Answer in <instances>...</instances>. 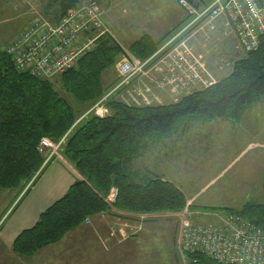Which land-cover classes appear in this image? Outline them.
I'll return each mask as SVG.
<instances>
[{
	"label": "trees",
	"instance_id": "1",
	"mask_svg": "<svg viewBox=\"0 0 264 264\" xmlns=\"http://www.w3.org/2000/svg\"><path fill=\"white\" fill-rule=\"evenodd\" d=\"M79 1L49 0L48 7L58 6L64 15ZM190 1L199 5L211 0ZM182 22L161 40L143 34L127 51L143 61L148 59ZM127 51L111 34L99 35L94 48L83 54L77 66L60 75L63 89L80 102L98 101L107 90L103 72ZM263 99L264 35L256 49L234 61L229 74L177 101L134 105L108 98L107 114H89L78 122L81 112L56 89L54 80L19 70L6 48L0 47V189L17 188L40 172L45 164L42 139L58 142L66 133L70 135L64 156L81 175L31 227L17 235L13 250L33 255L92 215L114 213L112 207L134 214L183 210L187 199L182 189L151 172L139 173L133 168L134 160L147 144L188 130L191 122L221 119L236 123ZM113 188L117 196L109 204L106 199ZM204 209L237 213L264 225V202ZM186 255L193 264H224L201 252Z\"/></svg>",
	"mask_w": 264,
	"mask_h": 264
},
{
	"label": "rangeland",
	"instance_id": "2",
	"mask_svg": "<svg viewBox=\"0 0 264 264\" xmlns=\"http://www.w3.org/2000/svg\"><path fill=\"white\" fill-rule=\"evenodd\" d=\"M174 1L179 5L178 0ZM48 2L49 0H0V47L5 49L7 45L14 42L20 34L34 21L38 20V18L52 26H57L66 13L64 15L61 14L58 6L48 7ZM82 2L83 0H80L76 6L70 7L69 9L77 7ZM98 4L100 6L99 2ZM174 10L173 15L177 16L179 9L177 10L174 8ZM100 11V18L103 23L101 6ZM183 12L186 18V13L184 10ZM104 30L108 31L105 26ZM94 35L96 34H93V36ZM170 35L171 33L169 36ZM166 39L161 45L165 43ZM191 39L192 37H190L189 43L194 46ZM202 39L206 41L205 38L202 37ZM237 46L238 48L235 50L236 54L234 55V59L239 57L240 55H238V53L240 54L243 51L239 44ZM194 49L195 53H197L196 55L198 57L200 56L202 60L205 61L207 67L206 70H208L209 76L214 82L226 75L227 72L224 71H232L234 66V62L232 63L233 58L232 56H230V59L227 58V53L220 44H212L211 42L204 47L199 46L197 48L194 46ZM243 52L244 54L247 53L245 51ZM129 56L139 59L130 51H127L126 54L120 57L116 64H114L117 71L119 62L125 58H129ZM209 57L210 60L214 62L213 65H211L213 73L210 71L208 65ZM227 59H229L230 62ZM114 66L106 71L105 77L107 75L115 76L112 69ZM61 74L62 73L56 72L48 78L54 80L56 89L74 107L76 112H81L77 122L88 117L89 114L102 112L106 107V101L108 98L117 99V96H123L124 93L127 94V90L133 94V90L135 89L130 88V86H125L124 83L119 85L123 78L119 73L121 77H119L117 84L112 88H110L105 81L104 84L107 90L102 98H104L110 91L114 90L118 85L119 87L110 93L102 102H100L102 98L94 103L80 102L72 94L63 89L61 82L59 81ZM162 83V76L159 74L156 81L151 80V83H149L147 87L139 86L135 90V93H143V96H150V94H152L151 92H153V89L151 88L152 86L156 87L158 85L157 87H171L169 84ZM143 88L147 89L144 90ZM150 88L151 90H149ZM171 92L176 95V92L172 90ZM180 95L183 96L182 93H179V96ZM254 110H257L258 116H261L259 114H262L261 118H263L264 113H262V108L255 107ZM216 120L220 121H211L208 123L191 122L189 123L190 127L188 130L177 134L179 136L177 139H172L171 137L150 142L147 144L142 155L136 158L133 162V168L139 173L151 172L158 176L160 175L159 173H162L165 176H173L182 181L185 185V193H187V206L183 210L189 212V218H193L195 211H200L203 215L193 220L207 221L212 224L218 222L219 219L216 217L214 211L204 209L206 206L240 207L248 201L264 202V143H262L263 145L258 150L257 147L254 149L251 147L246 148L245 152L242 153V158H238L239 153L236 148L227 152V149L230 150L232 148H223L228 138H230V136L228 138L226 137V142H222V136L226 133L223 134V132H221V127L227 120ZM227 122L230 123L231 121ZM238 122L231 123L237 126ZM69 135L70 134L66 133L58 142L48 138L52 145L44 147L43 152L45 155V161H49L60 153L64 155L63 150ZM197 137H201L202 139L198 141ZM173 141H180L175 147H178L179 152L183 153L181 158H179L176 151L172 149ZM195 141H198L199 143L193 154L191 148ZM225 162H230V164H224ZM217 174L220 176L215 180L211 179L212 177L215 178ZM34 176L29 181H33ZM3 199H0L2 200L1 202L4 201ZM111 209L117 211L113 207ZM183 210L138 214V217L136 218L138 223L136 227L134 226L135 228L131 227L130 231L129 229L128 231L125 230V228L117 229L120 236L124 238L128 237V234L131 232L135 233L133 234L135 238L127 243V247L117 250V264H193L189 257L180 250L177 243V228L181 220L180 213ZM99 214L92 215L90 218L92 219V217ZM90 218L85 220L84 223L90 224ZM117 218L118 219L112 218V220L121 221V219H123L122 217ZM142 221H148V223L144 224V229ZM89 226L93 229L92 224ZM113 231H115V229H113L112 232ZM105 235L106 234H101L103 238L107 237L108 239V236ZM64 237L55 243L61 242L64 240ZM130 237H132V235ZM36 253L30 256L22 255L13 250V245L12 247H8L0 241V264H40L38 263L39 261H36L34 258ZM16 256L21 260L13 262L12 258H15ZM49 264H53L52 261H49Z\"/></svg>",
	"mask_w": 264,
	"mask_h": 264
},
{
	"label": "built area",
	"instance_id": "3",
	"mask_svg": "<svg viewBox=\"0 0 264 264\" xmlns=\"http://www.w3.org/2000/svg\"><path fill=\"white\" fill-rule=\"evenodd\" d=\"M178 3L186 13L182 24L148 59L129 56L121 60L118 71L123 78L119 85L154 67L162 76V84H169L177 95L188 94L214 82L205 61L189 43L190 37L199 35L209 40L220 18L232 29L245 52L256 49L264 35V0H211L199 5L178 0ZM100 14L97 0H83L67 11L57 26L38 18L6 46V51L19 70L34 76L48 78L56 72L63 73L77 66L83 54L94 48L97 36L108 32ZM105 113L107 107L96 114ZM51 145L48 138H43L40 149L44 151V147ZM116 196L117 189L113 188L106 201L111 204ZM215 215L219 221L212 224L194 221L183 210L177 235L180 250L185 255L201 252L224 264H264V225L233 212Z\"/></svg>",
	"mask_w": 264,
	"mask_h": 264
},
{
	"label": "crops",
	"instance_id": "4",
	"mask_svg": "<svg viewBox=\"0 0 264 264\" xmlns=\"http://www.w3.org/2000/svg\"><path fill=\"white\" fill-rule=\"evenodd\" d=\"M98 2L101 6L104 26L108 29L109 34H111L126 51L130 44L143 34H148L155 40H161L167 32H170L173 27L175 28L178 26L185 18L183 9L177 5L174 0H98ZM174 8L177 10L179 9L177 16L173 15L175 11ZM191 41L197 48L199 46L204 47L211 42L212 44H220L226 51L227 58L230 59V56H232V63L244 54L242 51L240 54L238 53L240 56L234 59V55L236 54L235 50L238 48L237 38L232 29L225 25L223 18L217 20V28L212 33V37L209 40L204 41L202 37L194 35ZM229 59L227 60L229 61ZM213 63L214 62L210 60L209 57L208 65L212 73L211 65H213ZM112 69L115 76L107 75L105 77V73L108 69L102 74L103 82L105 83L106 81L110 88L115 86L119 77H121L116 66ZM224 72H227V75L231 70ZM158 73L159 72L152 67L145 75L133 76L128 83H124L125 86H130V88L133 89L135 88L134 90L132 89L133 94L127 90V94L124 93L123 96H117L116 98L134 105L164 104L177 101L181 98V95L173 94L170 88L157 87L158 85L156 87H151L153 92H151L152 94H150V96H143L144 94L140 92L141 95L135 93V90L139 86L147 87L148 84L151 83V80L156 81L157 76H159ZM151 88L149 90H151ZM146 89L147 88L144 90ZM255 107L262 108L263 112H261L264 113V99L258 102L254 107L248 109L237 123V126L226 120V122L224 121L225 123L222 124L221 132H223V134L226 133L223 135L224 138L222 136V142H226V137L228 138L230 136L227 142L225 144L223 143L225 146H223V148H232L230 150L226 148V152L236 148L239 153L238 158L243 155L242 153L245 152L246 148L251 147L254 149L257 147L258 150L263 145L262 143H264V115L263 118H261L262 114L258 116L257 110H254ZM177 137L179 136L176 134L172 139H177ZM197 139L200 141L202 138L197 137ZM198 141L192 144L191 151L193 154L197 149ZM179 142L173 141L172 149L176 151L179 158H181L183 153L179 152L178 147H175ZM224 164H230V162H225ZM159 174L163 179L176 183L187 197L185 185L182 181L173 176L168 177L162 173ZM218 176L220 175L217 174L215 178L212 177L211 179L215 180ZM80 178L81 175L75 166L60 153L45 162L40 172L36 173L34 176L33 181L25 182L14 189H0V199L4 197L3 200L5 201L1 202L2 200H0L1 243L8 247H12L17 235L22 230L31 227L38 220L41 212L63 196L68 188ZM202 215V212L195 211L193 219H197ZM117 217H122L123 219H121V221L112 220V218L118 219ZM137 217L138 214L121 211L96 215L92 217V219L90 218V224L84 223L70 230L64 237V240L43 247L36 253L34 258L36 261H39L38 263L40 264H49V261H52L53 264H117V250L127 247V243L135 238L133 235L135 233L133 232L129 233V236L126 238L121 237L117 229L125 228V230L128 231L129 229L130 231L131 227L137 226ZM145 223H148V221L142 223L143 229ZM91 224L93 229L89 226ZM113 229H115V231L112 232ZM178 230L179 226L177 228V235ZM101 234H106L105 236H108V239L107 237L103 238ZM131 235L132 237H130ZM20 260L21 259L17 256L12 258L13 262Z\"/></svg>",
	"mask_w": 264,
	"mask_h": 264
}]
</instances>
